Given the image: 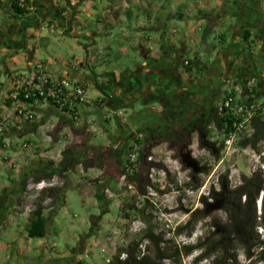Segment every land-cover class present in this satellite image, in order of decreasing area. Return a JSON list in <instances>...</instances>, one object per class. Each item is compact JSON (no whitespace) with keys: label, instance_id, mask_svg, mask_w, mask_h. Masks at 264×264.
Returning a JSON list of instances; mask_svg holds the SVG:
<instances>
[{"label":"rangeland","instance_id":"rangeland-1","mask_svg":"<svg viewBox=\"0 0 264 264\" xmlns=\"http://www.w3.org/2000/svg\"><path fill=\"white\" fill-rule=\"evenodd\" d=\"M96 1L100 4L102 1V7H106L108 2ZM157 6H160L158 2ZM165 8L169 9L167 6ZM92 12L97 14L85 2L83 5L85 14L80 16V21L91 32L97 29L96 15H92ZM147 15L143 13L148 21ZM152 25L154 26L153 21ZM43 33L52 36L49 42L47 40L51 55L69 53L68 44L71 48L74 45L72 39L65 40L61 35L56 36L48 27L44 28ZM118 37L116 32L111 40H101L100 46L106 47L109 43L115 45L114 41L118 40ZM87 43L86 38H80L79 45L83 46ZM79 45L77 44L76 47ZM83 55V49L79 47L77 52L70 54L68 62L80 60ZM130 55V58L121 56L118 62L125 64L130 60L140 61L138 55ZM186 57L193 60L195 56L193 52H188ZM87 91L88 98L95 107L96 102H100L99 99L94 100L97 91L94 87H90ZM176 95L181 96L179 92ZM223 98L221 97V100L218 98L216 101L221 103ZM8 99L0 100L2 103L0 104V139H2L0 150L3 152L0 156V164L7 167V171L0 178V264H108L119 249L126 248L146 228L144 218L148 222L151 218H155L160 231L164 233L169 231L176 236V229L186 224L190 213L203 208L202 197L210 199L211 196H207V193L212 189L215 191L221 189L223 176H227L228 185L233 190L239 186L242 176H251L259 168L264 171V144L259 145V151L252 148L233 155L226 154L222 144V132L212 124L209 127V140L216 143L219 151L212 153L200 148L198 135L192 136L188 150L202 167L207 165L210 172L198 175L201 181L198 190L190 189L188 184L192 180V171L183 166L178 152L162 142V139L152 141L146 129L147 125H155L160 127V131H164L161 122L165 119L164 108L153 106L152 109L145 110L147 125L142 127L145 130L143 134L149 138V141L141 145L133 143V148L127 152L130 162L136 163V171L147 179L145 183L147 193L140 195L135 185L123 177L109 157L110 151L120 149L131 134L124 109L105 112L104 104H101L103 107L96 108L97 112L93 111L96 114L93 112L82 114L77 119L69 116L67 117L69 120L62 123L63 115L60 110H55L51 104L48 108L47 103L43 104L39 101L36 109L27 108V111L34 114V118L25 120L22 115H18L20 110L17 104L12 107L7 106ZM4 107L8 108L4 110ZM141 131L142 129H138L135 133L139 134ZM151 142L155 144L149 145ZM67 148H72L80 156V162L86 157L93 160L95 165L85 170L81 164H77L70 171L65 172L63 177H57L58 185L54 188H62L66 184H69L70 188L66 193L64 206L56 211V206L51 205L54 197L43 201L44 216L48 220L47 236L43 239H30L26 228L30 217L38 207L41 193L30 189L34 182L31 179L27 189L18 195L16 192L18 182L29 169H37L48 161L57 165ZM140 151L143 152L144 159L142 163L137 164ZM252 154L263 157L250 158ZM99 196L104 199L100 201ZM144 207H146L145 213L142 214L140 210ZM162 209L167 212L169 220L167 223L157 219L156 215ZM213 220L221 224L225 223L227 221L225 211L219 209L196 224L192 230V234L196 233L199 236L196 246L204 243L211 235L212 231L207 225L212 226ZM200 223L203 225L201 228ZM167 224L169 229L166 227ZM258 233H263L261 228ZM181 235L191 236L187 231ZM206 247L203 245L198 250L203 254ZM234 247L235 249L230 253L236 255V264H261L256 261L257 251L252 250L248 257L239 246ZM214 252H218L216 260L223 261L221 264H235V260L227 256L222 247H218Z\"/></svg>","mask_w":264,"mask_h":264},{"label":"crops","instance_id":"crops-1","mask_svg":"<svg viewBox=\"0 0 264 264\" xmlns=\"http://www.w3.org/2000/svg\"><path fill=\"white\" fill-rule=\"evenodd\" d=\"M103 1H108L106 7L96 0H31L29 13L16 16L11 10L12 0H0V23L3 22L0 24V100L9 98L7 106H20L10 97L21 85L17 84L15 74L32 73L38 62L53 74L67 77L87 89L95 88L96 80L106 83L107 74L113 73L112 91L125 98L123 109L127 129L133 135L131 141L138 138L142 143H147L149 138L135 130H141L147 123L145 110L153 106L169 105L172 109L176 104L186 105L187 92L193 99L198 93L205 94L206 99L214 93L221 100L231 93L241 94L243 86L255 79L256 98L264 102V35L259 32L260 28L264 31V0ZM85 2L97 12L91 13L96 15L97 23V29L92 32L80 21V16L85 14ZM143 13L148 14V21ZM45 27L65 40L72 39V48L68 44L71 52L49 54L47 40L52 36L43 33ZM116 32L119 37L115 45L100 46L101 40H111ZM247 32L249 39L245 40ZM82 37L88 40L83 46L79 45ZM79 47L83 49V58L68 62L70 54ZM188 52H193V60L186 57ZM130 54L138 55L140 61L118 62L121 56L130 58ZM96 91L94 100L100 101L102 96ZM217 104L215 101L214 105ZM38 106L37 102L29 108ZM109 106L105 102L103 111H110ZM96 108H84L80 115L92 113ZM261 116L264 118V110ZM155 129L157 133L150 135L152 141L160 140V127ZM5 171L7 167L1 163L0 178Z\"/></svg>","mask_w":264,"mask_h":264},{"label":"trees","instance_id":"trees-1","mask_svg":"<svg viewBox=\"0 0 264 264\" xmlns=\"http://www.w3.org/2000/svg\"><path fill=\"white\" fill-rule=\"evenodd\" d=\"M30 8L31 0H25L24 5H22L19 0H12L11 2L12 13L16 16L27 15ZM259 32L264 35L263 28H260ZM249 34L250 32H247L245 40L249 39ZM262 38L264 40V36H262ZM107 77L108 81L106 83H100L98 80H96L95 83L99 85L104 93L112 95V88L114 86L113 79L115 76L113 73H108ZM257 89L258 87L255 90L256 95ZM19 100L25 101L28 105H32L33 107L39 101L45 103L44 98H39L37 96H32L30 99L25 100L23 89L20 91ZM105 102L111 103L113 111H118L124 107V105H122L124 101L114 95L111 98L102 96L100 102H96L98 109L103 107L101 104ZM48 103L54 106L55 110H60V107L53 103L52 100H49ZM61 109L60 111L63 115L61 121L65 123L64 121L67 119L69 120L67 117L70 115L67 114L68 110L65 107ZM96 112L93 113L96 114ZM171 114L172 113H170V115ZM146 117L147 116H145V118ZM230 117L231 115L225 118L220 116L217 113L216 105H214L213 108L208 109L204 114L197 116L189 127H184L180 130L167 128L164 129V131H160V139H162V142L167 143L171 149H174L178 145L189 146L191 144L190 139H192L194 134H197L199 147L216 153L219 151V148L216 147L215 142L209 140V127L214 124L220 132H228L232 127ZM47 118L48 117H46V119ZM252 125L254 128L252 139L243 140L240 142L239 147L241 149L250 147L259 151V145L264 144V118L261 116V113L253 118ZM141 129L142 131L139 132V134L145 133L143 132L145 131L144 128ZM152 133H157V131L155 130L149 134L151 135ZM132 136L133 135L130 134L127 137L120 149H112L109 153V157L114 161L123 177L128 179V182L135 185L139 194L146 195L145 183L147 179L145 177L143 178L140 173L136 171V163L130 162L127 157V152L133 148V143L143 144V141L138 138L132 142ZM1 145L2 139H0V146ZM143 159L144 154L140 151L139 157L136 160L137 164L142 163ZM82 160L83 162H80V156L76 154L72 148H67L63 151L62 159L57 165L52 161H48L37 169H29L26 174H23L18 182V189L16 192L18 195H21V193L27 189L31 179L35 183H39L44 180H51L54 177H63L65 172L70 171L71 168L77 164H81L85 170L95 165L93 164V160H89L86 157ZM149 164L154 165L152 163ZM209 172L210 168L207 165L203 166L202 173L209 174ZM191 177L192 180L188 184V187L196 191L201 187L200 178L193 173H191ZM68 185L69 184H66L62 188L50 189L41 193L39 196L40 198H38V207L30 217L26 228L27 235L30 239H43L47 236L48 220L44 216L45 207L42 205V202L46 201L47 198L54 197L51 205H55L56 211H59L64 206L66 193L70 191ZM210 196V199L205 196L202 197L203 208L191 212L190 218L186 224L176 229L177 235L182 234L184 231H187L188 235H191L193 232L192 230L200 220L212 215L219 209L224 210L227 221L221 224L219 221L213 220L212 226L207 225L209 229L213 227L214 231L211 230V235L205 239L204 243L198 244L197 246L180 247L175 242L165 239V233L158 229L155 218H151L149 222L144 218L143 221L146 222V228L137 238L133 239L126 248L119 249L108 264H183L184 257L192 254L194 250L201 249L203 245L207 247L205 248V252L196 260V263L202 261V259L211 257L218 247H222L224 253L232 257L236 264V255L230 253V251L235 249L234 246H239L248 257L251 255L252 250L257 251L258 257L256 261L264 264V171L259 168L251 176H242L241 184L233 190L229 187L227 176L225 175L222 177L221 189L219 191L212 189ZM260 196L261 208L259 211L257 203ZM98 199L102 201L104 198L99 196ZM145 208L146 207L140 210L142 214L145 213ZM259 228L262 229V234L258 233ZM213 237H216V239ZM145 241H147L149 245L147 246L146 254L141 256L140 245ZM122 255H125L124 259H122ZM222 262L223 261L219 259L215 260L213 264H221Z\"/></svg>","mask_w":264,"mask_h":264},{"label":"built area","instance_id":"built-area-1","mask_svg":"<svg viewBox=\"0 0 264 264\" xmlns=\"http://www.w3.org/2000/svg\"><path fill=\"white\" fill-rule=\"evenodd\" d=\"M22 5H24L25 0H19ZM186 65H189L187 62ZM15 80L17 84H21L16 92L10 97L15 102L24 106L18 107L20 114L25 120H32L34 114L31 111H27L29 106L25 101L19 100L20 91L23 89L24 99L28 100L32 96H37L39 98H44L45 102L52 100L53 103L57 104L61 108H66L68 110L67 114L77 119L81 114L82 109L89 106L93 107V102L88 98L87 88L85 85L79 83L71 82L67 77H59L56 74L50 72L43 63L38 62L35 64L32 73L28 75H18L15 74ZM257 88V82L255 79L248 81L241 94L233 95V93L224 96L223 101L217 105V113L222 117H227L231 115V129L228 132H222V144L226 154H237L241 150L247 151L252 149L250 147L241 149L239 147L240 142L243 140H251L254 135V128L252 125V120L255 116L262 113L264 110V102H261L256 98L255 90ZM26 110V112H25ZM8 125V124H7ZM135 146V150H136ZM3 155L2 150H0V156ZM138 153H136V156ZM258 154H252L250 158H262ZM57 177L51 180H44L39 183L32 182L30 189L38 193L44 191L55 189L58 185ZM241 181L239 182V185ZM62 185V184H61ZM219 191V189L217 190ZM207 196L210 193L206 194ZM261 205V202H260ZM261 207V206H260ZM157 219L160 222H169L167 218L166 210H159L157 213ZM200 228L203 226L200 223ZM211 226V225H210ZM168 228V224L166 225ZM169 229V228H168ZM214 231V228H210ZM202 235V231H201ZM198 234L194 233L191 236L177 235L174 233L165 232V239L175 242L178 246H194L197 244ZM149 243L145 241L140 245L141 256L146 254L147 246ZM218 252H215L209 258H205L204 261L196 263V260L201 256L202 252L200 250H194V252L183 258V264H213V262L218 257ZM125 255H122V259Z\"/></svg>","mask_w":264,"mask_h":264},{"label":"flooded vegetation","instance_id":"flooded-vegetation-1","mask_svg":"<svg viewBox=\"0 0 264 264\" xmlns=\"http://www.w3.org/2000/svg\"><path fill=\"white\" fill-rule=\"evenodd\" d=\"M189 94H190L189 92H187L185 94L186 97H189L188 100L186 101L187 106L186 105H183V106L179 105L178 106L176 104L175 108L173 107L171 109V108H169V105L168 106L164 105L163 115L165 116V119L163 118L164 121L163 120L161 121L164 125V126H162L164 129L174 128V129L180 130V129H183L184 127L185 128L189 127L192 124L193 120L196 119L197 116L204 114L208 109H211L214 107V104L216 101V97L213 95L214 93L212 94V96L208 97L207 99H206L205 94L201 95L200 93H198L196 95V99H193L191 96H189ZM114 95L121 98L123 101L125 99L123 96H119L118 94H115L112 91V96H114ZM108 103L110 105L109 106L110 111L114 112L112 109L111 103L110 102H108ZM124 103H125V101L122 103V105H124ZM170 111H172L171 115L169 113ZM168 124H170V126H168ZM176 125H177V127H176ZM154 127H156V126L155 125H149V126H147L146 129L149 131V133H151L154 131ZM147 134H148V132H147ZM154 144H155V142H151L149 145L152 146ZM189 146L178 145L173 150L177 151L178 156L181 158L184 154H186L187 152L190 151V150H188ZM198 175H200V174H198Z\"/></svg>","mask_w":264,"mask_h":264},{"label":"water","instance_id":"water-1","mask_svg":"<svg viewBox=\"0 0 264 264\" xmlns=\"http://www.w3.org/2000/svg\"><path fill=\"white\" fill-rule=\"evenodd\" d=\"M94 86L103 97H112V95L104 93L97 83H94ZM181 162L187 169L191 170L194 175H198L203 172V167L200 165L199 161L193 157L191 151L181 157Z\"/></svg>","mask_w":264,"mask_h":264},{"label":"clouds","instance_id":"clouds-1","mask_svg":"<svg viewBox=\"0 0 264 264\" xmlns=\"http://www.w3.org/2000/svg\"><path fill=\"white\" fill-rule=\"evenodd\" d=\"M260 202H261V197L259 198L258 203H257V206H258V210H259V211H260V208H261V207H260V206H261V205H260ZM258 204H259V205H258Z\"/></svg>","mask_w":264,"mask_h":264}]
</instances>
